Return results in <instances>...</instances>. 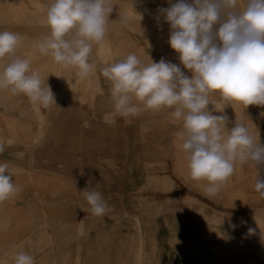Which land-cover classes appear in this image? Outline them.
<instances>
[{
	"label": "rangeland",
	"instance_id": "1",
	"mask_svg": "<svg viewBox=\"0 0 264 264\" xmlns=\"http://www.w3.org/2000/svg\"><path fill=\"white\" fill-rule=\"evenodd\" d=\"M16 2L21 4V14L17 18H12L8 27L0 25V31L20 34L22 37L20 44L33 51L24 54V57L33 56L36 61L42 62L50 56L40 54L35 45L41 40V36L49 34V31L45 24L33 23L31 20L33 17L43 15L41 8L47 9V0ZM112 2L114 8L108 24L119 33L117 41L123 42L127 39L126 31L129 30L124 23L123 13L132 10L134 5L143 6L154 12L159 0H112ZM154 30L158 31V28L155 27ZM130 35L131 47L139 58L148 59V62L152 58L158 62L161 57H167L158 49L154 39L147 40L133 32ZM89 62L93 64L94 72L89 76L88 87L85 84L74 88L66 87L65 91L60 93L62 85L59 81L50 76L40 75L44 87L49 85L54 96L60 93L59 98L55 100L57 104L53 102L48 108L39 106L47 117L43 127L38 128L34 125L36 128L34 144L28 147L16 146L15 150H3L0 152V161H9L14 168L19 167L26 171L32 167L27 159L29 156L26 148L28 150L29 147L36 145L47 146L62 158L70 156V160L76 159V165L79 167L86 164L99 169V177L107 182L121 177L126 182L127 199L134 205L118 210L113 206L109 193L90 184L88 188L101 192L109 207L106 216H96L91 212L86 199L85 203L71 199L73 197L71 191L74 190L73 180L61 174L63 190L68 194L62 195L60 200L46 198L45 191L31 187L26 197L19 202V206L23 208H31L32 204L37 202L36 205L41 212L33 219L31 228L25 229L21 237L5 246L11 250L9 253L15 254L18 249H23L34 257L35 264L45 259H54L56 264H75L76 260H79V264H127V254L133 251L131 240L136 233L135 220H139L149 244L146 245V251L151 256L148 264H175L173 260L167 259V252L177 256L180 264H199L197 257L203 253L202 237L191 227L205 224V219L213 222L215 214H225L228 219L237 221L251 215L264 219V203L243 202L247 194L244 188L249 183H256L258 175L264 177V167L257 168L253 162L245 164L237 162L234 174L219 186L217 192L221 193L220 197L208 194L205 191L206 185L196 188L190 182H184L176 176L171 166L174 150L171 137L175 132L183 130L182 122L172 117L173 110L162 108L155 112L140 113L135 117L113 118L110 105L111 82L102 74V69L107 64L103 60L95 59L92 53ZM185 71L187 72L186 69ZM188 74L191 75L190 72ZM21 96L26 97L27 104L31 102L24 94H19V97ZM209 99L219 103L224 109L223 114H232L228 118V125L230 124L226 126L228 130L236 120L244 123L245 115L250 120V133L264 143V116H261L264 106L246 107L241 103L226 101L219 92L211 93ZM0 110H3V107H0ZM238 111H242L243 114L234 113ZM106 117L109 122H105ZM165 117L173 121L166 131L167 135L163 137L151 128L146 133L143 132V125L161 124ZM161 144L165 145L166 152L161 149ZM123 156L129 157V160L124 161ZM48 161L49 158H46L41 164L43 167H32L37 171L34 173L35 176L55 178L49 174ZM157 178H163L170 184L159 186ZM51 183L56 185L55 180ZM224 185L226 187L228 185L232 196L229 202L225 196L226 188L222 189ZM236 200L241 201L242 208L236 206L238 203L230 204ZM73 209L75 212H72ZM35 213L27 211L28 215ZM79 225L83 227L81 228L83 234ZM219 225L223 227L222 220ZM51 235L53 242L49 241ZM122 240L126 244L120 245ZM187 241L194 242L190 252L187 248H177L174 244ZM94 256L102 258L95 261ZM257 264H264V260H258Z\"/></svg>",
	"mask_w": 264,
	"mask_h": 264
},
{
	"label": "clouds",
	"instance_id": "2",
	"mask_svg": "<svg viewBox=\"0 0 264 264\" xmlns=\"http://www.w3.org/2000/svg\"><path fill=\"white\" fill-rule=\"evenodd\" d=\"M168 3L158 9L155 19L169 25L168 43L178 54L179 64L164 57L145 63L133 53L108 63L102 74L111 82L113 118L135 117L145 109L173 110L172 117L182 122L179 134L184 138L190 176L207 180L205 191L214 194L234 174L237 162L264 167V143L237 120L225 131L228 116L214 114L224 109L209 100L211 93L219 92L226 101L264 106V0ZM113 8L112 0H51L44 21L50 33L35 47L55 63L88 77L94 72L89 62L92 46L104 40ZM21 40L18 33L0 31V60L10 58L0 66V89L24 94L33 105L48 108L56 103L50 86L44 87L30 58L14 55ZM105 122H109L107 117ZM3 150L0 142V152ZM15 176L9 162H0V202L19 191ZM255 190L264 196V177L258 175ZM81 192L94 215L106 216L109 207L101 192L88 187ZM254 232L249 229L250 234ZM13 259L14 264H35L34 257L23 249Z\"/></svg>",
	"mask_w": 264,
	"mask_h": 264
},
{
	"label": "bare ground",
	"instance_id": "3",
	"mask_svg": "<svg viewBox=\"0 0 264 264\" xmlns=\"http://www.w3.org/2000/svg\"><path fill=\"white\" fill-rule=\"evenodd\" d=\"M51 0H47L48 6ZM168 0H159L157 9L153 12L147 10L145 7L134 5V8L129 12L123 13L124 23L128 26V31H126L127 39L123 42H118V34L114 31L107 23V31L104 40L99 44H93L92 54L95 55V59L103 60L106 64L116 62L129 54L135 53V50L131 47L132 36L131 32L135 34H140L143 38L147 40L154 39L158 45V49L161 50L170 60L174 63L179 64L178 54L170 47L168 43L169 39V25L161 19L158 23L155 19L158 14V9L161 7H168ZM43 15L41 17H33V23H44L46 18V7L41 8ZM22 12V7L20 3L16 0H0V25L3 27H8L10 20L12 18H17ZM131 17V19H127ZM46 26V24H45ZM157 27L158 31L154 28ZM48 29L49 33L50 30ZM48 34L41 36V39ZM33 52L27 49L25 45L20 44L14 53L15 56H20L25 58L24 54ZM31 59V67L39 75H46L55 78L62 85V90L60 93L65 91L66 87L74 88L85 84L87 87L90 85V77H80L77 74L76 69L70 67H64L53 61L52 57L44 59L42 62L36 61L35 57H29ZM145 63H148V59L140 58ZM10 58H5L0 60V66L8 63ZM181 67H183L181 65ZM50 74V75H49ZM55 74V75H54ZM60 77H57V76ZM111 87V85H110ZM56 94L55 100L59 98V94ZM211 104H217L214 99H209ZM113 100L111 98V108L113 110ZM220 106V105H219ZM0 142L4 144V150H15L16 146L28 147L32 146L36 139L34 134L35 127H43L46 123V115L42 109L33 105L31 102L27 104L26 97H19V94H13L10 89H0ZM140 107L143 108L141 104ZM210 109L212 105H209ZM221 107V106H220ZM17 112V114H16ZM155 112L153 110L145 109L141 113ZM238 115H242V111L234 112ZM214 114H223L215 113ZM228 118L232 114H227ZM237 115V114H236ZM244 124L250 129V120L243 115ZM28 118V120H24ZM173 123L169 117H165L161 124L142 126L144 133L148 129H152L155 133L165 136L167 129ZM230 125V124H229ZM227 124V126H229ZM234 125V124H232ZM231 125V127H232ZM228 127H226V130ZM180 132H175L171 137V144L174 148L172 155V169L184 182H190L195 185L196 188H202L203 185L208 187L209 182L207 180H193L190 176V171L188 168V157L182 148L184 138L180 136ZM167 140V139H166ZM10 141V143H9ZM161 149L166 152L165 145L161 144ZM27 159L32 167H43L41 165L46 158H49V174H52L54 179L45 176H35L37 173L32 167L24 171L19 167H15L16 176L15 184L18 186L19 191L15 193L8 200L0 202V264H14V254L9 253L11 250L7 246L11 241L14 242L16 239L22 236L25 229L31 228L33 225V219L36 215L41 212V209L36 205L37 202L32 204L31 208H23L19 206L21 202L28 193L29 188L38 189L45 191L46 198H53L60 200L61 196L66 195L61 184V174H65L72 178V184L74 190L71 191L72 198L77 201H83L85 203V197L83 196L81 190L90 186V184L102 188L104 192L109 193L112 196L113 206L122 209L124 207L123 203L128 198V192L125 189L126 182L123 181L121 177H116L112 182H107L106 180L100 178L99 169L83 164V166H77V160H70V156L67 158H62L60 155L53 153L52 149H48L47 146L36 145L35 147L26 148ZM25 152V151H24ZM26 153V152H25ZM29 153V154H28ZM34 159V160H33ZM124 161H128L129 157L123 156ZM1 162V161H0ZM5 162V161H2ZM9 162V161H7ZM10 163V162H9ZM13 165L12 163H10ZM39 164V165H38ZM37 165V166H36ZM23 170V171H22ZM52 172V173H51ZM55 180L56 185L51 182ZM158 185L169 183L163 178H157ZM226 188L225 196L228 198L227 202L231 201L230 191L224 185L222 187ZM228 188V190H227ZM247 190V194L243 200L246 204H250L251 201H256V203H264V198H261L257 191L255 190V182L249 183L244 188ZM223 192V191H222ZM221 193L216 192L211 194V196L220 197ZM224 195V194H223ZM62 196V197H63ZM38 198L37 196H34ZM225 197V198H226ZM35 200V199H34ZM238 203V204H237ZM230 204L236 205L238 208H242L241 201L236 200L230 202ZM31 210L35 214L28 215L27 211ZM75 212V209L72 210ZM222 216V217H221ZM223 221L224 225L221 228L219 222ZM205 224L196 225V227H191L196 229L197 235L202 237L203 242V253L198 258L199 264H257L258 260H264V240L261 239V229H264V219L257 215H251L250 217L241 219L239 221L228 219L227 215L215 214L214 221L211 222L205 219ZM234 226V227H233ZM81 230L82 225L78 226ZM136 233L132 237L131 249L133 251L129 252L126 257L127 264H148L151 256L146 251V245L148 244L147 239L142 231L141 222L135 220ZM255 229L254 233H249V229ZM261 228V229H260ZM49 241L53 242L52 235L49 237ZM193 241L187 242H175L177 248H187L189 251L193 247ZM126 244L125 241H121L120 245ZM129 244V243H128ZM127 244V245H128ZM193 244V245H192ZM192 246V247H191ZM190 252V251H189ZM167 259L173 260L175 264H180L177 256L167 252ZM189 255V254H188ZM192 255V254H190ZM94 256V260H101V258ZM39 264H56L53 259L42 260ZM75 264H79V260L75 261Z\"/></svg>",
	"mask_w": 264,
	"mask_h": 264
},
{
	"label": "crops",
	"instance_id": "4",
	"mask_svg": "<svg viewBox=\"0 0 264 264\" xmlns=\"http://www.w3.org/2000/svg\"><path fill=\"white\" fill-rule=\"evenodd\" d=\"M123 205H124V207L122 208V209H119V208H117L118 210H123V209H126L128 206H133L134 205V203L131 201V200H129V199H126L125 201H124V203H123ZM115 207V206H114Z\"/></svg>",
	"mask_w": 264,
	"mask_h": 264
}]
</instances>
